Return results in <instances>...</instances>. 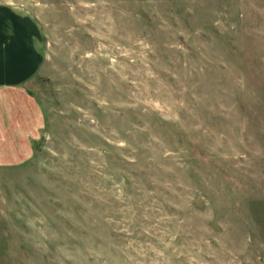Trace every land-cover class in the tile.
Returning a JSON list of instances; mask_svg holds the SVG:
<instances>
[{
	"label": "rangeland",
	"instance_id": "374dc122",
	"mask_svg": "<svg viewBox=\"0 0 264 264\" xmlns=\"http://www.w3.org/2000/svg\"><path fill=\"white\" fill-rule=\"evenodd\" d=\"M0 6L43 61L0 264H264V0Z\"/></svg>",
	"mask_w": 264,
	"mask_h": 264
},
{
	"label": "crops",
	"instance_id": "0c3cea01",
	"mask_svg": "<svg viewBox=\"0 0 264 264\" xmlns=\"http://www.w3.org/2000/svg\"><path fill=\"white\" fill-rule=\"evenodd\" d=\"M34 20L0 6V167L28 160L42 125L35 99L42 67Z\"/></svg>",
	"mask_w": 264,
	"mask_h": 264
}]
</instances>
